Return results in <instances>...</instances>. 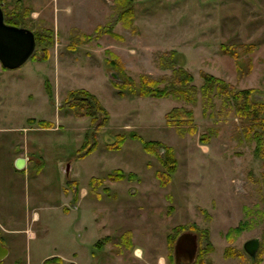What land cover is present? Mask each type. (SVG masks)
<instances>
[{"label": "rangeland", "instance_id": "1", "mask_svg": "<svg viewBox=\"0 0 264 264\" xmlns=\"http://www.w3.org/2000/svg\"><path fill=\"white\" fill-rule=\"evenodd\" d=\"M134 1V26L126 29L114 22L116 0H59L58 5L56 0H0L7 19L19 21L40 40L20 68L0 65V188L17 191L14 213L27 223L16 248L4 245L9 254L0 264H36L53 251L51 245L39 255L37 246L58 237L95 253V258L80 256V264L102 259L105 264H174V243L183 232L198 236L193 264H264V113L255 122L242 120L215 94L204 115L200 94L193 105L170 98H121L109 77L115 72L121 82L138 86L142 75L170 78L183 62L197 89L207 73L238 90L253 89L264 100V0ZM109 24L114 35L94 37L96 25ZM250 46L256 48L252 53ZM40 51L48 54L46 60L39 61ZM107 52L119 58L124 70L107 66ZM250 60L252 74L239 79L235 64L245 73ZM81 89L93 94L108 114L96 134L95 150L85 156L80 150L90 118L60 108L69 92ZM176 107L192 110L194 134L180 136L166 126V113ZM116 136L124 141L111 150L108 145ZM151 141L174 152L177 170L166 187L154 176L162 165L143 147ZM21 153L30 161L17 171L15 157ZM172 158L167 157L169 163ZM117 170L125 178L109 180ZM91 179L102 185L77 205L65 204L68 217L56 208L63 197L33 202L34 193L89 189ZM129 230L136 232L139 257L119 244L118 236ZM252 239L259 241L254 259L243 249Z\"/></svg>", "mask_w": 264, "mask_h": 264}, {"label": "trees", "instance_id": "2", "mask_svg": "<svg viewBox=\"0 0 264 264\" xmlns=\"http://www.w3.org/2000/svg\"><path fill=\"white\" fill-rule=\"evenodd\" d=\"M116 2L118 5V10L114 22L116 24L122 23V26L126 29H133L135 19L133 7L134 2L132 0H116ZM3 15L4 22L7 25L25 27V25L20 24L19 21H11L10 19H7L5 14ZM111 27V24L108 26H98L93 32L94 37H99L104 34H109L111 36L114 35ZM53 35L54 33L52 32V34L49 36L53 37ZM34 36L36 45H38L40 40L36 32H34ZM83 37L91 39L93 36L83 35ZM52 46L53 38L50 40L48 47ZM253 49H256L255 46H250L249 53H252ZM224 52L226 55L232 57L235 62L238 61V56L236 54L230 53L227 50H224ZM107 53L110 56V59L106 61L107 66L114 69L116 67L118 71L124 70L123 64H121L119 58L112 52ZM33 56L34 54L32 57ZM47 58L48 54L45 51L39 52V61L46 60ZM235 66L236 71L239 73V79L249 76L253 70L251 60L248 62L247 71L245 73H242L241 67L238 65V63H236ZM201 76L203 79V84L199 89H197L193 85L192 75L184 69L182 62L178 65V68H174L172 70V75L170 78L154 80L149 76L142 75L139 78L138 86H135L134 83L130 82H121L119 76V80H112L111 82L115 86L116 94L121 98L126 97L127 95H138L140 97L159 99L170 98L177 102H184L186 104L193 105L197 101L198 94H200L203 115L207 113L208 109L212 108V94L221 97L222 103H225L226 106L234 109L236 116L242 120L255 122L258 115L264 113V100L258 99L257 94L253 91V89L238 90L234 85L226 84L221 79L207 73H203ZM46 89L49 96L52 97L50 87L48 85H46ZM62 107L64 109L70 110L76 118H90L91 128L85 134V141L80 150V155L85 156L92 153L96 148V134L98 130L104 127L108 122L107 112L101 106L98 99L93 94L84 89L69 92L66 98L63 100L60 108ZM30 122H32V120H30ZM40 124L43 127H50L47 123ZM165 124L167 127L174 129L175 132L180 136H183L184 133H187L188 135L195 133L193 112L192 110L185 109L183 107H176L167 112L165 115ZM181 127H187V130L185 132L181 131ZM131 137L138 138L137 135L134 134L131 135ZM123 141V136H116L113 142L108 145V148L111 150H117L121 147ZM163 146L164 145L161 142L151 141L145 142L143 147L149 156L156 157V159H158L162 165L163 170L156 171L155 177L161 187H166L170 184L172 176L175 174L177 167L173 149L166 146L164 149ZM166 155L167 157H173L171 163L168 162ZM129 175H131L130 177L135 176L134 174ZM124 178L125 174L120 170H117L108 176V179L111 181H119ZM101 185L102 180L91 179L90 181L91 190L97 191L98 187ZM77 196L78 188L76 187L74 188L73 202L76 201ZM177 229L178 228H175L174 230ZM108 240H110L109 237L104 239L105 242ZM168 241L172 242V238L169 236ZM119 244H123L125 249L131 250L133 248L131 243V233L126 232L123 234L119 240ZM43 264H62V261L58 258H51L44 261Z\"/></svg>", "mask_w": 264, "mask_h": 264}, {"label": "crops", "instance_id": "3", "mask_svg": "<svg viewBox=\"0 0 264 264\" xmlns=\"http://www.w3.org/2000/svg\"><path fill=\"white\" fill-rule=\"evenodd\" d=\"M56 2H57V5H58L59 0L58 1L56 0ZM133 2L135 3L134 0H133ZM41 12H42L41 10L37 12L38 16L41 15L40 14ZM96 28H97V25L95 26L94 30ZM113 46L114 45H112V44H108L105 47L112 48ZM114 53H116V52H114ZM83 118H85V117H83ZM83 118H81V119H83ZM15 158H23L25 160L24 169L26 168L28 162L30 161V157L27 154L25 155V154L21 153V154L17 155ZM17 171H19V170H17ZM20 171H22V170H20ZM154 176H155V173H154ZM73 194H74V190L71 191V193L64 192L63 194H62V192L59 189L56 190V191L48 190V191H44V192H42L40 194L34 193L33 194V202H36V201L41 202V199H43V198L44 199H48V198H52L53 196H58V197H61V198L63 197L62 200L64 202L62 203V205L57 206L56 208H58V209L62 208L63 209V212H62L63 216L64 217H68V216L71 215V212L65 206V204L68 205V204H71V203H75V205H77L80 200L83 201L89 195H93V194H96V193L94 191H92L91 188H89V189L84 188V187H82L80 189L78 188V196H77V199H76L75 202H73ZM62 200H61V202H62ZM30 201L31 200L28 197L27 201H26V204L29 205ZM17 204H18V197H17V191L16 190H6V189L0 188V242L3 245H7V246H10L9 244H11L12 248H16L17 247V244H18V241H17L18 237L17 236L27 232V230H26L27 223H25V216L23 217V220L20 222L19 219L17 218L16 214L14 213L15 210H16L15 207L17 206ZM75 209L76 208H74V210ZM36 219H37V216L34 215L33 220H36ZM84 230H85V232L87 231L86 228ZM59 231H60V228H59L58 231H56V237H57L58 234L61 233ZM126 232H130L131 233V243L133 245V248L131 250H128V249H125V250L126 251H132V253L134 252L135 256H138V257L141 256V254H142L141 250L139 248L135 247L136 232L131 231V230L124 231L118 236V238L120 239V237L123 234H125ZM85 235H86L85 236L86 239L89 240L90 239L89 235H87V234H85ZM91 235H92V233H91ZM107 237L110 238V236H107ZM51 245H53L52 246L53 247V251L44 254V251L47 250V249H50ZM74 245H75L74 241L71 238H68V239L65 238V240L63 241L60 237H58L55 240H52L51 243H49L46 246L43 245V244L40 245V246H37V252H38L37 254H39V255L44 254V255L42 257H39V259H38L39 261L36 264H43L44 261H46L48 259H51V258L60 259L62 261V264H63V261L68 262V263H64V264H80L77 261L78 258L80 256H84L85 259H87V256L89 255L90 252L88 251V248H84V249L81 248L79 250V249H76L77 244H76V247H73ZM98 245H99V241L95 244V246L98 247ZM137 252H139V255H137ZM90 254L94 258L96 257L94 252H91ZM67 255H70V257H68ZM65 256H67V257H65ZM104 261H105V259H102V261L101 262H97V264H105ZM17 262H19V261H17ZM20 264H23V263H20ZM158 264H159V261H158Z\"/></svg>", "mask_w": 264, "mask_h": 264}, {"label": "water", "instance_id": "4", "mask_svg": "<svg viewBox=\"0 0 264 264\" xmlns=\"http://www.w3.org/2000/svg\"><path fill=\"white\" fill-rule=\"evenodd\" d=\"M35 36L32 31L23 27L7 25L0 5V65L4 69L14 70L23 66L34 54ZM112 80H119L114 73L109 74ZM25 160L18 158L14 164L16 170H23ZM68 173V167L66 169ZM243 249L252 259L259 249V241L252 239L243 245ZM198 251V236L191 232L181 233L173 247L174 264H193ZM9 254L8 248L0 242V263Z\"/></svg>", "mask_w": 264, "mask_h": 264}]
</instances>
